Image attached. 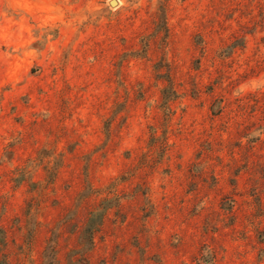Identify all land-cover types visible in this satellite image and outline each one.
Listing matches in <instances>:
<instances>
[{"label": "rangeland", "instance_id": "rangeland-1", "mask_svg": "<svg viewBox=\"0 0 264 264\" xmlns=\"http://www.w3.org/2000/svg\"><path fill=\"white\" fill-rule=\"evenodd\" d=\"M112 1L0 0V264H264V0Z\"/></svg>", "mask_w": 264, "mask_h": 264}, {"label": "trees", "instance_id": "trees-1", "mask_svg": "<svg viewBox=\"0 0 264 264\" xmlns=\"http://www.w3.org/2000/svg\"><path fill=\"white\" fill-rule=\"evenodd\" d=\"M91 234H92V228H91V226L87 225L86 228L83 231V236L87 237V239H88L87 240V242H88L87 246L83 245V249H85L86 252L90 251L91 247H92ZM84 247H86V248H84ZM48 264H55V260L53 262H51V263H48Z\"/></svg>", "mask_w": 264, "mask_h": 264}, {"label": "water", "instance_id": "water-1", "mask_svg": "<svg viewBox=\"0 0 264 264\" xmlns=\"http://www.w3.org/2000/svg\"><path fill=\"white\" fill-rule=\"evenodd\" d=\"M117 4V1L116 0H113L112 2H111V5L112 6H115Z\"/></svg>", "mask_w": 264, "mask_h": 264}]
</instances>
